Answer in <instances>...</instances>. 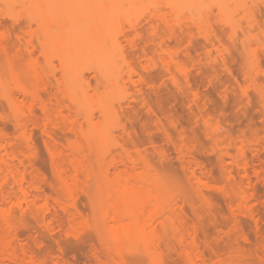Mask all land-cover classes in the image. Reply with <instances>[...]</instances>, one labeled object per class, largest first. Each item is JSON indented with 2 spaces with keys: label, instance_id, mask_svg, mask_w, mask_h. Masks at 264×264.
Masks as SVG:
<instances>
[{
  "label": "bare ground",
  "instance_id": "1",
  "mask_svg": "<svg viewBox=\"0 0 264 264\" xmlns=\"http://www.w3.org/2000/svg\"><path fill=\"white\" fill-rule=\"evenodd\" d=\"M47 1L30 0L32 5L30 3L29 5L36 7L35 12H37L36 16L30 17L27 21L29 25L34 23L46 31L51 30L52 34L50 32L47 34L45 31V37L40 39L39 36L44 35L40 30V34L37 35V44L33 40V35L25 32L28 36L27 40L29 39V42L25 43V50L29 57H32L36 48L44 52L46 48L53 47L55 54L58 53L56 57L60 60L61 67L58 69L61 74L59 78L56 74L50 75L56 81V84H52L53 87L56 85V93L47 95V87L50 86L48 81L45 82L47 76L42 72L39 73L41 70L39 71L34 59V71L39 72L32 74L29 70L32 68L28 67L33 62L31 58V62L25 65L26 76L31 78L34 85H26L30 82L26 80L23 83L25 73L15 69L11 61L7 65L8 76L0 72V102H4L6 108L8 107V114L11 113L8 117L9 123H12L11 126L14 125L15 131L13 136L12 133L9 136L10 133L7 134L2 129L5 126L0 128V264H46L39 262L31 249L19 244V229L26 226V216H29L37 227L34 231L36 236L33 237L36 245L41 244L42 232L47 234L54 232L55 224L52 214L56 216L58 213L66 218L64 232L67 237L75 240L85 238L84 232L78 230L83 223L87 224L79 206L82 197L89 198L91 202L95 218V237L108 254V259L101 262L102 264H126L124 260L117 261L114 257L121 255L127 247L143 245L147 251H158L162 242L170 240L179 246L184 264H235L234 254H229L225 259L213 253L214 261H212L210 257L206 258L199 251L200 234L195 222L198 224L202 220V213L200 214L201 211L197 213L198 208H195L190 199L191 196L188 197L189 195L182 193L186 200H184L185 197L172 196L169 185L152 164L147 151L142 152L135 147L128 149L131 146L126 145L127 139L129 141V138H132V133L128 132L129 127H126L124 121L123 123L119 121L118 114L123 107L114 104V94L116 91L126 90L129 85L134 88V84L138 82V80L134 82L133 77L139 71L135 73L134 66L130 64L132 61L127 60L130 54L126 55L127 49L121 46V38L127 40L129 46L133 47L134 41L130 40V34L140 36V31L136 23L125 27L122 21L129 13L126 5L132 9L141 7L148 12L145 23L149 37L146 39L147 43L154 44L149 43V48L155 47L157 60L164 74L167 75L170 85L181 91L183 84L186 89L192 90L186 92L192 95L194 105L198 103L201 93L193 87L191 78L193 66L205 60L208 64L222 66H218L222 72L225 70L231 74L230 66L227 65V56L230 52L227 43L233 47L238 43L242 53L245 54V59L241 57L245 60V71L244 83L242 82V86L239 85L236 88H239L241 97H244L243 101L246 99L248 102L245 101L246 105L251 101L250 91H255L262 100V108H264V84L259 83L260 78L263 79L264 71L259 68L260 57H258L259 54L256 55L258 48L255 44L262 43L260 46L264 49V42L261 40V38L264 39V21H260L257 17L258 9L261 7L264 10V0H88L84 3V7L81 6L82 9L80 7L79 17L74 13L79 9V4H83L78 3L80 0L75 2L69 0L74 2L72 4L68 0H59L61 3L58 0H56L57 3ZM7 6L8 0H0V16L5 14L9 16V13L5 11L8 10ZM73 15L78 18L73 20L81 22V25L69 23ZM182 16L184 20L181 19ZM217 26L223 27L222 31L218 30ZM41 28L38 27V30ZM64 28H66L65 33L53 34V29L64 30ZM217 31L225 33L224 39L227 38V43L220 38ZM178 37L179 41L175 42V46L169 44ZM198 38L204 42L202 45L205 44V47L203 46L205 52L203 51L204 54L200 52L203 56L201 58L195 56L198 59L195 60L190 55L194 41H201ZM17 39H19L18 36ZM8 43V35L0 33V53L5 56L9 49ZM18 44L17 47H20V43ZM36 44L39 46L36 47ZM198 45L201 46V43ZM139 50L140 48L137 49ZM147 50L145 54L143 53L145 63L141 66L143 70L141 73L149 75L156 66L158 67V64L154 59L153 49L150 53L154 58L150 53L147 54ZM193 51L196 52V50ZM139 52L142 54V51ZM46 54L49 53L46 51ZM181 56L189 58L190 64L184 62ZM82 65L86 66L80 69ZM85 71L93 74L94 84L85 81ZM141 75L138 74L137 77L140 83L144 84L146 76L143 78ZM233 78L236 79V77ZM145 87L147 89V85ZM148 87L153 89L151 86ZM141 88L135 91L145 101L147 97L142 90L144 87ZM186 89L183 88L182 91ZM225 92L227 95V91ZM44 95H47V98ZM222 96L224 99L225 95ZM243 101L241 100L242 103ZM22 102L28 103L26 111L20 110ZM145 104L147 111L152 115L154 110L151 105L147 101ZM123 111L126 109L123 108ZM64 112H66L65 116ZM199 115L205 136L212 144V150L220 154L221 160H219L222 162L220 164L223 165L221 169L229 187L211 182L206 176L207 173H203L201 163H198L199 161L192 154L191 146L193 145L188 142L185 130L183 131V122L181 125L173 123L176 122L174 120L170 121L173 127L176 128L179 124L180 130L182 128L177 133L178 139L172 138L169 129V132L166 129L168 126L163 125L157 115H155L156 123L153 121V127L155 125L158 131L163 132L168 138L167 141L175 148L174 152L179 156L177 159L184 163H181V166H184V171L186 170V181L190 182L195 195L205 203L208 209H211L208 191H218L228 197L230 216L232 224L234 223L233 228L231 226V233H237L240 229L239 218L242 215L252 219L258 227L260 205L255 186L252 185V177L255 176L258 179L264 168L263 165H258L256 169H253L254 176L251 177L252 174L249 172L251 162L247 154L248 145L253 144L250 148L256 152L261 141L258 137L255 138L257 136L255 133L254 137L251 136L253 140L250 137L251 141H248L247 137L242 138L244 134L237 139L238 141H234L232 137L227 136V132L224 133L220 121L213 119L209 114L200 113ZM59 117L63 119L61 123L59 121L62 119H58ZM6 118L0 113V121ZM80 119L81 123L78 122ZM33 129L39 130L44 136V148L50 160L51 178H48L44 170L36 163L38 148L33 137ZM114 130L119 131L120 137L117 132L115 136ZM58 133L64 135L63 143L59 142ZM150 142L153 146L155 143L159 145L155 138L150 139ZM157 145L153 147V152L164 160L168 156V151L164 146ZM235 173L242 178L238 183L235 181ZM46 186H49L47 187L49 193L46 192L47 189L45 190ZM188 198L189 201H187ZM185 201L189 202L188 205L192 201L193 209H196L193 214L200 216L195 215L199 221L194 220L191 222L193 224L188 222ZM239 237L245 243L249 241L248 236L242 232ZM219 238L218 236L217 239ZM262 248V255H264V244ZM62 251L60 249V254L54 257L51 264H64ZM95 258L99 260L97 252ZM151 264L162 263L151 259Z\"/></svg>",
  "mask_w": 264,
  "mask_h": 264
},
{
  "label": "rangeland",
  "instance_id": "2",
  "mask_svg": "<svg viewBox=\"0 0 264 264\" xmlns=\"http://www.w3.org/2000/svg\"><path fill=\"white\" fill-rule=\"evenodd\" d=\"M72 1L75 2V0H72ZM83 1L84 0H80L78 2V3L82 2L83 4H79V9H77V11L74 13L75 16H78V13L81 12L80 10L82 9L81 6L85 5L84 3H86L88 0H85V2ZM47 2L54 3L56 2V0H51ZM74 2H70V3L72 4ZM29 3L31 4L30 0H8L9 7L7 6L8 10H5V11L6 13L7 12L9 13V16H7L6 14L5 16H2V15L0 16V33H5L6 35H8V38H9V43H8L9 49L7 51V56L0 53V72L7 75L9 73L8 72L9 68L7 65H8V62L11 61L14 63L15 69H17L21 73H25V76L23 78L24 80H22L23 83H25L24 81L26 80V81H30V82H27L26 85L28 86L34 85L31 82V78L30 77L28 78L26 76L27 75L26 74V66H27L26 64L27 62L30 63L31 59L32 61L34 59L37 62L36 64L39 67L38 68L39 71L41 70L40 72L38 70L36 71H38L39 73L42 72L44 75L47 76V78L45 79L46 80L45 82L48 81L50 86L47 87L48 94L47 93L46 94L52 95L56 93L55 92L56 85L53 87V85L56 84V81L50 75L56 74L58 75V78H59V75L61 74L60 70L58 69L61 67V65L59 66L60 60L58 59V57H56L58 53L55 54V50L53 49V47L52 49H50L51 47L46 48L47 50L45 49L49 54H46L45 50H44L45 52L44 53L42 50L40 49L38 50V48H36V50L31 55L33 58L29 57L28 54L26 55L27 52L25 50V47H26L25 43L29 42L28 41L29 39L27 40L28 36H26V33H28V35L32 34L33 40H35L34 42L38 44L37 35L40 34L39 31L41 30L43 33L46 31L44 28H41V26L36 25L34 23L31 25L28 24L27 20H29L30 17L32 18L36 16L35 13L37 12V11L35 12L36 7H31L32 4L29 5ZM62 3H65V2H62ZM76 5H77V2H76ZM125 7L126 9H129V13H128V16L122 21L123 25L127 27L128 24L136 23L140 31V36H136L133 33L130 34V37H129L131 38L130 40L133 39L132 41H134L133 47L129 46V42H126L127 40L121 38V43H122L121 46H123L124 49H127L126 51L124 50L125 53L127 52L126 55L130 54L129 58L127 56V60H129V62L132 61L130 64L132 65V67L134 66L133 68H134L135 73L139 71L137 72L139 76L141 74L143 78L146 76L144 80V84H142L140 83L139 78L137 77L138 74L137 75L134 74V77H133V79H135L134 82L138 80V82L134 84L135 85L134 88L132 85H129V87L126 89L127 91L120 90L118 92L117 91L115 92L116 95L114 94V101H115L114 104H117L116 106L118 107H121V108L123 107L124 110L126 109V111H123V108H122V110L119 111L118 115H120L119 121L121 123H123L124 121V124L126 125V127L127 128L129 127V129H127L128 132L130 134L132 133L131 137L133 139L129 138L130 140L128 141L127 139V142H126L127 147L131 146L128 149H133L135 147V148H138L139 151H142V152L147 151L146 153L150 157L149 159H151L152 164L158 170V172L160 173L164 181H166V183L169 185L170 193L172 194V196L174 197L176 196L178 198H184L185 196H183L182 193H185L184 195H189L188 197L191 196L190 199L193 201L194 206H196L195 208L196 209L198 208L197 210L196 209L195 210L198 211L197 213H199L200 211H201L200 214L202 213L201 214L202 220L199 221V218H197L199 223L197 224L195 222L196 224L195 226L198 225L199 227V228L197 227L199 229V234H200L199 235L200 240L198 242L199 251H201L205 255L206 258L210 257V259L214 261L213 253L225 259L228 258L229 254H234L236 256V258L233 259L235 264H264V259H263L264 255H262L263 253L262 247L264 244V170H263L262 175H260L258 179H256V177L254 176V170H253L254 168L256 169L258 165H263V168H264V113H263L264 108H262L263 106L262 100L260 99L259 95L255 91H252V92L250 91V94H252L251 95L252 97H250L251 98L250 100L252 102L250 101L249 104L246 105L245 104L246 99L245 101H243L244 97H241L239 88L238 89L236 88L239 85L242 86V84L244 83L243 73L245 71L244 69L245 60L243 59H245V56H244L245 54L242 53V49L238 43L234 44V47H233V45L227 43L228 42L226 41L227 38L224 39V37L226 36L225 33L217 31L218 32L217 34H219L220 38L223 39L224 42H226L229 45L230 52H229V56H227V59H228L227 65L228 67L230 66V69L232 71L231 74L234 76L226 72L224 69H223L224 71L222 72V69H220V67L222 66L220 65H215L216 66L215 67L212 63L210 64H212L213 66L208 64V61L206 62L205 60H202L204 61V63L202 61L201 63L200 62L199 63L201 65L202 64H205V65L200 66V64L197 62L193 66V70L191 72V78L194 83V86H193L194 89L200 92L201 94H200V99L198 103L194 105L193 100L191 98L192 95L188 93V92H191L192 90H190L189 88L186 89V86L183 84H182V87L186 89L184 91H182L183 88H181L182 90L180 91V89H176L172 85H170L169 84L170 82L168 83V78L166 77L167 75L164 74L165 72L163 71L161 64L157 60V57H156L157 51L154 50L155 47L153 46V48L152 47L149 48L150 42L147 43V39H148L147 37H149V35L147 34V31H146L147 25L145 23L148 12L144 8H141V7H137L138 9L137 8L134 9V7L132 9L128 5H126ZM75 16L74 15L72 16L73 18H71L72 20L69 23H71L72 25H74L75 23L81 25V22H76V19L75 21L73 20L74 18H77ZM257 17L260 21H264V10L261 7L257 11ZM182 18L183 16L181 17V19ZM37 26L40 27L41 29L38 30ZM66 28H64V30L63 29L62 30L53 29L54 30L53 34H61L62 32L66 31L65 30ZM216 28H218V30L220 31H222L223 29V27H219V26H217ZM46 32L47 34H49V32L51 33V30L46 31ZM34 34L36 35L35 36L36 38L34 37ZM17 36L19 39H17ZM43 36L45 37V33L44 35H40L39 38ZM15 37L18 41L15 39ZM179 37H182V36L179 35ZM179 37L174 39L175 41L174 40L171 41V43L169 44H171L172 46L173 45L175 46L176 45L175 42L179 41ZM261 40L264 42V39L261 38ZM201 41L198 42V40H195L193 43L192 51L196 50V52L191 51L192 56L190 55V57L191 58L194 57L195 60L197 59L195 58V56L198 58L199 57L201 58V56H203L201 54H204L203 51L205 50L204 49L205 44L202 45L204 42L203 41L201 42ZM17 42L20 43V47H17L19 46ZM31 43H33V41H31ZM196 43L197 45H195ZM200 43H201V46L198 45ZM37 44H36V47L39 46ZM152 44L150 43V45ZM255 44H257L256 46L258 48L257 54L256 53L255 54L256 55L259 54L258 57H260L259 68L260 70L264 71V52H263L264 49L260 46L262 43L261 44L255 43ZM200 47L201 49H199ZM129 48L130 50H128ZM131 48L132 49L134 48L133 51L134 50L135 51L133 52ZM139 48H140L139 51H142L141 52L142 54H140V52L137 51V49ZM147 49L148 50L151 49V50L148 51ZM152 49H153L152 53L154 54L155 58L153 54L150 53ZM145 50H147L146 51L147 54L148 53L151 54V56L155 59V61H157V64H158V67L156 66L154 68L155 70L153 69V72H151L149 75H147L146 73L143 74L144 72L141 73V71H143L141 66H143L142 64L145 63V55H144ZM20 51L22 52L20 53ZM131 51H132V55H131ZM21 54H23V56ZM241 54H243V56H241ZM241 57H243V59ZM180 58L184 62L185 61L187 63L190 62L189 58H185L184 56L183 57L181 56ZM35 61H33L32 63H30V65H28V67L29 66L32 67L31 69H29L31 70L32 74L33 72H36L34 71L35 69L33 68L34 67L33 63H35ZM197 64L199 65L197 66ZM85 66L86 65H82L80 69L84 68ZM211 66L214 70L211 68ZM29 70L28 72L31 75V72ZM55 72H58L59 74ZM84 77H85V81H88L89 83L92 82L91 84L95 83L93 74L91 72L85 71ZM233 77H236L237 81ZM260 79L261 81H259V83L262 82L264 84V76H263V79L262 78ZM138 83L140 84L139 86L137 85ZM91 84L90 86H93ZM136 85L138 89H140L141 87L142 88L144 87L143 89L142 88L141 89L143 90L144 94L147 97L145 101L142 97H139V94L135 91L137 90ZM146 85H147V89L145 87ZM148 86H151V88L153 89H150ZM154 86H155V89H154ZM128 89L132 90V91L130 90L131 94ZM56 91H59V90H56ZM225 91H227V95ZM60 93L59 95H61ZM127 93L129 96L127 95ZM132 93H133L134 98L132 96ZM47 95H44V96H46L47 98ZM56 95L58 96V94ZM222 95H225L224 99H223L224 96ZM131 100H134V101L132 102ZM241 100L243 101V103L241 102ZM58 101H60L59 98H58ZM146 101L151 105L152 109L155 112V113L153 112L152 114L153 116L147 111L146 104H145ZM120 102L123 104H121ZM246 103L248 102L246 101ZM243 104L246 105L247 107L244 106ZM27 107H28L27 102H22L20 104V110L23 109V111H26ZM7 108L4 105V102H0V111H1L0 113L1 115L4 116V118L6 117L8 118L9 115H11V113L8 114L9 109ZM117 110H120V109H117ZM64 113H65L64 114L65 116L66 112ZM200 113L209 114L213 119L220 121V123L222 124L224 133L227 132V136L230 138L232 137L231 139L234 141H238L237 139L241 138L242 134H244L242 138L247 137V139H249L248 141L253 140V137L255 136V134H257L255 138L258 137V139L261 141V143L257 146L256 152H253L254 150L251 149L253 147V144H251V146L248 145V154H247V157L251 162L249 172L250 174H252L251 177L252 176L255 177V178L252 177V185L255 186L254 188L256 189V193H257L256 197L258 199V204L260 205L259 206L260 211H259L258 227H256L252 219L242 215L239 218L240 219V229L238 230L237 233H231L230 231H232L234 223L232 224V219H231L232 217L230 216L231 212L229 209L230 205H228L229 204L228 197H226L225 194H222L218 191H214V190L208 191L207 195L211 202V209H208L205 203L195 195L192 187H190L191 186L190 182L186 181L187 173H185L186 170L184 171L185 168L183 169L184 166H181V163L183 162H181L180 159H177L179 156L176 155L177 153L175 154L174 152L176 151L175 148L171 146V143H169V141H167L168 138L164 135L163 132H161L160 130L158 131L155 125L153 127V121L155 122L154 120L156 119L155 115H157V118L158 119L160 118V121L163 122L162 124L165 126H168L166 127V129L167 131L169 129L170 134H172V138L174 137L177 138V133L180 130L179 124L183 122L182 123L183 125L182 124L181 125L183 126V131L185 130V134L187 135L188 139L187 138L186 139L188 140L190 144L193 145L191 146L192 154L195 158H197L196 160L199 161L198 163H201L200 165L203 168V173H207L206 176L209 178L211 182L216 183V184H221L223 186H227L229 183L226 182V179H224L225 174L223 173V169H221L223 168L221 167L223 165L220 164L222 163L220 162L221 160L219 156L220 154L218 155L217 152L212 150V144L205 136L204 128L203 126H201V123H200V118H199ZM121 114L125 118L122 117ZM196 115H199V116H196ZM7 118L6 120L8 121H6L5 119L4 120L2 119L3 122L2 120L0 121V128L2 126L3 127L5 126L4 127L5 129L4 128L2 129L5 130L7 134L10 133L9 136L11 135V133L13 136V134H15L14 133L15 131L13 129L14 125L11 126L12 123L11 122L9 123L10 118L8 119ZM58 119H62V118L59 117ZM54 120L56 119L54 118ZM172 120L176 121L173 123H179L178 125H176L177 126L176 128L172 126L173 124L172 122H170ZM61 121H63V119L60 120L59 122L61 123ZM80 121L82 120L81 119L78 120V122ZM82 125L84 128H86L85 127L86 125H84L83 123ZM32 132H33V137H34L36 146L38 148V157L36 158V163L39 167H41L44 170L48 178H51L50 160L44 148V136L37 129L35 130L33 129ZM113 132L115 136L117 135V133L119 134V131L117 132L116 130H114ZM63 136L64 135L62 134L58 135L59 142L63 143V140H64ZM118 137H120V134L118 135ZM153 138H155L156 142L159 144L157 145L155 143V145L160 146V147L164 146V148L168 151V156L164 160H161L157 156V154L153 152L154 151L153 147L155 145L153 146V144L150 142V139H153ZM130 141H131V144H133L134 146L130 144ZM237 174L235 176L236 177L235 181H237L236 183H238V181L242 179L240 178L241 175L238 176L239 174L238 175ZM188 182L190 185L188 184ZM47 187L49 188V186H46L45 190L47 189L46 192L49 193V189ZM190 199L188 198L187 201H189ZM184 200H186V197ZM192 201L190 202V205L187 204L189 202L186 203L185 201L184 203V206L186 208L185 213L188 215L187 218H189L190 220V221L188 220L189 223L194 222V220L196 221L197 216L195 217V215H198V214H193L195 210L193 209L194 206L192 205L193 204ZM79 206L82 210L83 218L87 220V224L83 223L81 226L78 227V230L81 232H84L85 238L83 237L81 240H75L74 238L67 237L64 232V226L66 225V218L63 214L58 213L57 215L55 214L56 216H53L52 214V217L54 219V224H55L54 232L52 234H47L45 232H42L41 244L39 245H36L33 242V239H34L33 237L36 236L34 231L35 229H37V227L35 223L33 222V220L29 216H26L25 218L26 226H23L19 229V244L35 252L37 260L41 263L45 262L46 264H51L54 257L60 254L59 251L60 249H62L63 250L62 252L64 254L62 260L64 264H102L101 262L108 259V254L106 250L104 249V247L99 243L98 239L95 237V233H96L95 222H94L95 218H94L93 208H92L89 198L82 197L80 200ZM189 207H191L193 211H191L192 209ZM193 216H194V219H193ZM241 232L244 235L248 236L249 238L248 242L245 243L241 241L239 237ZM218 236L220 237L219 239H217ZM96 252L98 254L100 261L95 258ZM114 258L117 261L124 260L126 264H151V259H154L157 263H162V264H184V259H183V256L181 255L180 248L177 245V243L174 242L173 240L162 242L160 244V249L158 251H147L143 245L130 246L124 249L121 255L115 256Z\"/></svg>",
  "mask_w": 264,
  "mask_h": 264
}]
</instances>
